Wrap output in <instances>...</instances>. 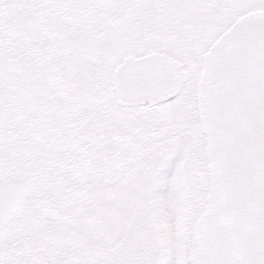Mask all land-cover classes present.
<instances>
[{"label": "snow or ice", "instance_id": "6c2138e0", "mask_svg": "<svg viewBox=\"0 0 264 264\" xmlns=\"http://www.w3.org/2000/svg\"><path fill=\"white\" fill-rule=\"evenodd\" d=\"M173 250L264 264V0H0V264Z\"/></svg>", "mask_w": 264, "mask_h": 264}, {"label": "rangeland", "instance_id": "374dc122", "mask_svg": "<svg viewBox=\"0 0 264 264\" xmlns=\"http://www.w3.org/2000/svg\"><path fill=\"white\" fill-rule=\"evenodd\" d=\"M158 192H163V191H158ZM165 264H175V259L173 257V253H171L170 258L165 261Z\"/></svg>", "mask_w": 264, "mask_h": 264}]
</instances>
